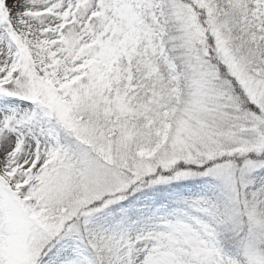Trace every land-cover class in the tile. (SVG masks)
<instances>
[{"label": "snow or ice", "instance_id": "1", "mask_svg": "<svg viewBox=\"0 0 264 264\" xmlns=\"http://www.w3.org/2000/svg\"><path fill=\"white\" fill-rule=\"evenodd\" d=\"M0 264H264V0H0Z\"/></svg>", "mask_w": 264, "mask_h": 264}]
</instances>
